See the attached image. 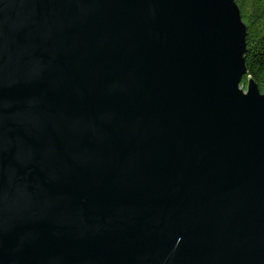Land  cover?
Returning a JSON list of instances; mask_svg holds the SVG:
<instances>
[{
    "label": "water",
    "instance_id": "1",
    "mask_svg": "<svg viewBox=\"0 0 264 264\" xmlns=\"http://www.w3.org/2000/svg\"><path fill=\"white\" fill-rule=\"evenodd\" d=\"M246 34L235 0H0V264H264Z\"/></svg>",
    "mask_w": 264,
    "mask_h": 264
},
{
    "label": "trees",
    "instance_id": "2",
    "mask_svg": "<svg viewBox=\"0 0 264 264\" xmlns=\"http://www.w3.org/2000/svg\"><path fill=\"white\" fill-rule=\"evenodd\" d=\"M247 26L245 64L250 76L264 92V0H235ZM243 77L241 84H246Z\"/></svg>",
    "mask_w": 264,
    "mask_h": 264
}]
</instances>
